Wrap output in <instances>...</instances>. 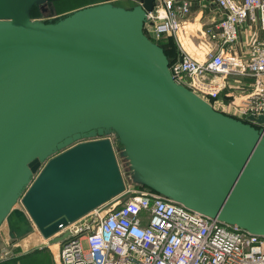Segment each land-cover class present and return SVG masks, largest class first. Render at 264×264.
<instances>
[{
    "label": "water",
    "instance_id": "water-1",
    "mask_svg": "<svg viewBox=\"0 0 264 264\" xmlns=\"http://www.w3.org/2000/svg\"><path fill=\"white\" fill-rule=\"evenodd\" d=\"M51 1L0 0V228L64 241L125 193L123 157L148 190L264 237V115L174 80L145 31L158 0L34 20Z\"/></svg>",
    "mask_w": 264,
    "mask_h": 264
},
{
    "label": "built area",
    "instance_id": "built-area-1",
    "mask_svg": "<svg viewBox=\"0 0 264 264\" xmlns=\"http://www.w3.org/2000/svg\"><path fill=\"white\" fill-rule=\"evenodd\" d=\"M213 2L222 16L208 33L219 39L218 49L196 58L181 47L170 73L219 111L239 118L264 115V0ZM191 12L189 0H158L145 29L156 39L178 37L182 18ZM248 21L260 24L262 36L240 55L235 45ZM231 77L249 81L251 89L241 100L222 104ZM67 230L70 236L58 243L60 264H264V237L148 189L126 190L62 232Z\"/></svg>",
    "mask_w": 264,
    "mask_h": 264
},
{
    "label": "crops",
    "instance_id": "crops-1",
    "mask_svg": "<svg viewBox=\"0 0 264 264\" xmlns=\"http://www.w3.org/2000/svg\"><path fill=\"white\" fill-rule=\"evenodd\" d=\"M184 1V0H179ZM191 3L192 12L188 18H182V28L180 30V34L178 37L171 36L174 39V42L177 46L178 54H180L181 47L184 48L187 52H189L192 56L196 58L203 57L208 51L217 50L220 43L219 39L213 38L211 34L208 33L209 29H213L215 23L220 19L221 11L213 2V0H189ZM241 1V0H238ZM130 2L134 3V5L139 4V0H128L127 2L117 3L126 8H131L134 5L130 6ZM102 4V3H100ZM115 4V3H114ZM93 6V5H92ZM75 10L64 12L57 14V16H64L66 14L72 13ZM147 31V30H146ZM262 36V31L259 23H251L246 22L244 31L241 33L240 39L238 43L235 45L236 51L240 55H247L248 45L258 41ZM170 37V36H169ZM251 89L250 82L247 80H243L241 78L231 77L228 82V88L226 93L221 95L220 102L224 104L228 102V100H241L244 95L249 92ZM227 113V112H224ZM229 114V113H227ZM231 115V114H229ZM2 230V228H0ZM12 244L9 245L8 249L3 252V256L6 257L0 261V263L4 264H32V259H30L27 255L29 250L39 244H43L46 248L52 246L48 245V242H42L41 236L37 231H34L32 234L25 236L20 240H12ZM48 245V247L46 246ZM57 249L58 257H59V244L53 245ZM52 246V249L54 247ZM11 247V249H9ZM13 249V251H12ZM50 248V250H52ZM19 250V251H18ZM53 251V250H52ZM15 254L14 257H7V254ZM32 257V255H31ZM14 260H19L17 262H13Z\"/></svg>",
    "mask_w": 264,
    "mask_h": 264
},
{
    "label": "rangeland",
    "instance_id": "rangeland-1",
    "mask_svg": "<svg viewBox=\"0 0 264 264\" xmlns=\"http://www.w3.org/2000/svg\"><path fill=\"white\" fill-rule=\"evenodd\" d=\"M117 1H118V3H122V2L124 3V2H127L128 0H52L50 3L46 4L43 7L44 13L42 12L41 15L35 16L34 20H36V21L37 20L49 21V20L61 17V16H57V14H60V13L72 11L75 9L79 10V9H82V8H85L88 6L98 5L100 3H115L116 4ZM130 3H131V4H129L130 6L134 5V3H132V2H130ZM221 98L222 97H220V99ZM215 105L219 106V104L217 102ZM107 135L109 137H111V139L114 141V144H115L116 149H117V147H119V146L116 144L115 134L114 133H108ZM119 162H120V166H121V169H122V172L124 174L125 181H126V187H127L126 190H128L129 192H131L133 194H136L138 192L143 191L144 189L137 182V180H136L137 178L135 177L134 172L130 169L129 161L123 157H120ZM1 228H2V230H0V261L6 257V255L3 256L2 254L4 251H6L8 249L9 245H11L13 242L8 235L7 227L5 225H3ZM39 235L41 236L40 233H39ZM41 239H42V242H46L42 236H41ZM43 244H45V243H43ZM43 244L41 243L39 245H36L31 250H29V252L27 253L26 256H28V257L30 256L29 258L32 259V264H60L56 247H54L52 245L54 247V249H52V246L48 247V245H46L48 247V248H46V250H49L48 252H46L45 248H44L45 246ZM50 248L53 251L50 250ZM9 249H11V247ZM37 249H42L43 252H41L40 254H37V255H32V257H31V254ZM12 251H13V249H12ZM14 255L15 254H12V252H11L10 254H7V257L12 258V257H14ZM22 264H24V262Z\"/></svg>",
    "mask_w": 264,
    "mask_h": 264
},
{
    "label": "trees",
    "instance_id": "trees-1",
    "mask_svg": "<svg viewBox=\"0 0 264 264\" xmlns=\"http://www.w3.org/2000/svg\"><path fill=\"white\" fill-rule=\"evenodd\" d=\"M146 34L151 38L152 41L156 42L157 44H159L164 49V52L166 53V55L168 56V58L170 60V64H172L178 58L177 57V54H178L177 46L174 42V39L171 37V35H165L164 34L160 38L156 39L155 36L153 34L151 35L148 31H146ZM224 93H226V91ZM226 100L228 101V99H226ZM237 118H239V117H237ZM240 119H242L244 121H248L247 118H240ZM115 137H116V135H115ZM140 186L143 189H147V188L143 187L142 185H140ZM41 252H43L42 249H37L31 255H37V254H40ZM18 261L19 260H14L13 262L18 263ZM0 264H4V263H0Z\"/></svg>",
    "mask_w": 264,
    "mask_h": 264
},
{
    "label": "flooded vegetation",
    "instance_id": "flooded-vegetation-1",
    "mask_svg": "<svg viewBox=\"0 0 264 264\" xmlns=\"http://www.w3.org/2000/svg\"><path fill=\"white\" fill-rule=\"evenodd\" d=\"M89 139L91 140V139H93V138H85V140H89Z\"/></svg>",
    "mask_w": 264,
    "mask_h": 264
}]
</instances>
